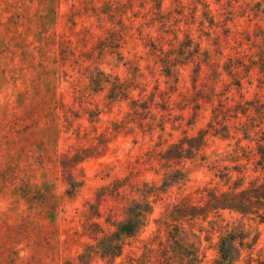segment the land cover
Returning a JSON list of instances; mask_svg holds the SVG:
<instances>
[{
	"label": "rangeland",
	"instance_id": "rangeland-1",
	"mask_svg": "<svg viewBox=\"0 0 264 264\" xmlns=\"http://www.w3.org/2000/svg\"><path fill=\"white\" fill-rule=\"evenodd\" d=\"M193 252L264 264V0H0V264Z\"/></svg>",
	"mask_w": 264,
	"mask_h": 264
},
{
	"label": "trees",
	"instance_id": "trees-1",
	"mask_svg": "<svg viewBox=\"0 0 264 264\" xmlns=\"http://www.w3.org/2000/svg\"><path fill=\"white\" fill-rule=\"evenodd\" d=\"M237 238L241 239L240 240L241 244L244 243V239H243L244 237L241 236L240 234L238 235V234H234V233L229 234L228 237H226L222 240L221 251H222V256L224 259H227L228 257H230V260L234 259L233 256H230V255L233 254V251H234L233 242ZM179 240H181V239H179ZM165 255H166L165 259L170 258V257H168V254L165 253ZM166 260H169V259H166ZM188 264H197L196 255L194 252L191 254L190 261L188 262Z\"/></svg>",
	"mask_w": 264,
	"mask_h": 264
}]
</instances>
